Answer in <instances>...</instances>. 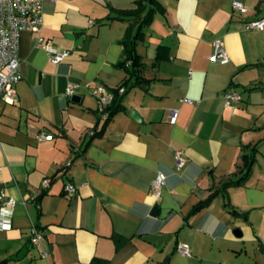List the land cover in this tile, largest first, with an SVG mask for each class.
<instances>
[{
  "label": "crops",
  "instance_id": "obj_1",
  "mask_svg": "<svg viewBox=\"0 0 264 264\" xmlns=\"http://www.w3.org/2000/svg\"><path fill=\"white\" fill-rule=\"evenodd\" d=\"M157 1L136 39L139 68L121 65L134 17L117 11L134 0H44L40 35L70 51L58 64L35 32H21L16 99H0V190L16 200L0 264H264V29L246 28L264 17V0H238L244 11L233 0ZM216 38L224 63L210 60ZM96 83L120 96L112 115L90 93ZM227 90L242 97L235 112Z\"/></svg>",
  "mask_w": 264,
  "mask_h": 264
},
{
  "label": "built area",
  "instance_id": "obj_2",
  "mask_svg": "<svg viewBox=\"0 0 264 264\" xmlns=\"http://www.w3.org/2000/svg\"><path fill=\"white\" fill-rule=\"evenodd\" d=\"M44 0H0V99L12 103L15 101V85L21 80L20 59L18 55L20 35L23 30H30L36 33L34 38L35 47L44 48L53 64H58L70 55L66 49H57L44 42L40 35L42 29V6ZM232 6L237 11H244L245 7L238 0H233ZM92 22V20H90ZM246 28L252 30L264 29V17L246 22ZM213 52L210 56L212 62L224 63L228 60V54L223 41L216 38L212 42ZM89 86L90 83H87ZM78 84L68 82L65 87V94L73 96ZM125 86L120 85L115 88L117 94H124ZM115 91L108 89L103 84L96 83L90 88L98 102L99 109L106 112L111 104ZM225 107L235 112L238 103L241 102V95L233 90H227L223 93ZM177 116V110L172 111L171 121L174 122ZM92 133V132H91ZM51 134L39 133L36 136L37 141L50 140ZM175 165L181 168L185 164V159L180 151L174 153ZM69 164V163H67ZM50 183L49 178L42 180V185L47 186ZM166 183V175L163 172H157L149 187V193L158 198L161 190ZM64 191L73 194L76 187L71 183L64 185ZM16 200L0 190V230H9L12 227L13 210ZM42 233L36 227L33 228L30 241L40 246L41 257L47 258L48 250L43 246ZM177 252L182 256H190V249L187 244L180 243L176 247ZM8 264H19L16 261Z\"/></svg>",
  "mask_w": 264,
  "mask_h": 264
},
{
  "label": "trees",
  "instance_id": "obj_3",
  "mask_svg": "<svg viewBox=\"0 0 264 264\" xmlns=\"http://www.w3.org/2000/svg\"><path fill=\"white\" fill-rule=\"evenodd\" d=\"M134 5L135 6L132 9L117 10L119 16L128 15L134 17L132 24H130L122 40L126 51V58L121 65L126 66L127 62L130 61V64L133 67L139 68L141 62L140 57L135 50L136 39L142 37V28L151 22L155 12L162 10V6L157 0H134ZM135 25L137 26L136 33L133 34L132 30ZM128 70L132 73V70ZM135 73L137 72L135 71ZM122 85L125 86L126 81L123 82ZM119 98L120 96H114L111 104L107 107V111H109L110 115L119 108L117 105Z\"/></svg>",
  "mask_w": 264,
  "mask_h": 264
},
{
  "label": "water",
  "instance_id": "obj_4",
  "mask_svg": "<svg viewBox=\"0 0 264 264\" xmlns=\"http://www.w3.org/2000/svg\"><path fill=\"white\" fill-rule=\"evenodd\" d=\"M71 98H72V100H77L78 97L74 94ZM131 116L135 119H139V114L136 110H132ZM155 209H156V207L154 208V210ZM260 252L262 253V255H264V246H262L260 248ZM164 264H166V261L164 262Z\"/></svg>",
  "mask_w": 264,
  "mask_h": 264
}]
</instances>
